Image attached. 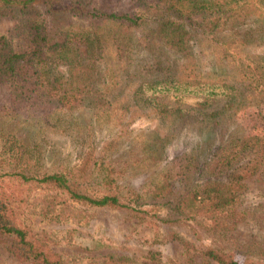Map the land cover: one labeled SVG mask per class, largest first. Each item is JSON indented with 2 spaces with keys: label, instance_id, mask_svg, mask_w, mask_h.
I'll use <instances>...</instances> for the list:
<instances>
[{
  "label": "trees",
  "instance_id": "trees-1",
  "mask_svg": "<svg viewBox=\"0 0 264 264\" xmlns=\"http://www.w3.org/2000/svg\"><path fill=\"white\" fill-rule=\"evenodd\" d=\"M123 1L107 7L99 0H0V16L15 20L0 34V90L7 107L14 112L45 108L41 112L50 126L67 132L80 130L78 116L73 117L80 108L90 109L95 121L115 125L109 100L128 91L159 121L194 123L212 134L225 132L208 147V156L179 153L149 179L157 176L147 192L166 198L159 205L168 206L175 214L172 218L160 217L155 209L148 213L141 207V194L118 181L113 155L118 137L95 147L90 136L78 131L76 161L46 169L13 138H2L0 243L18 261L64 264L45 238L23 223L24 210L59 220L75 218L79 205L109 207L140 221H188L192 232L198 226L211 240L223 238L244 218L238 208L244 181L264 172V130L232 131L238 112L264 103V51H251L264 43V0ZM197 35L220 52L207 71L199 68L193 51ZM18 36L25 44L16 49L10 39ZM106 47L122 59L124 70L117 72L103 60ZM135 53L143 55L138 58ZM61 113L70 117L60 118ZM156 158L151 154L145 161ZM174 177L186 185L173 201L169 180ZM32 190L45 194L29 202ZM173 238L187 260H192L191 252L200 257L197 264H264L260 242H255V251L243 250L238 261L222 245L199 250L184 237Z\"/></svg>",
  "mask_w": 264,
  "mask_h": 264
},
{
  "label": "rangeland",
  "instance_id": "rangeland-1",
  "mask_svg": "<svg viewBox=\"0 0 264 264\" xmlns=\"http://www.w3.org/2000/svg\"><path fill=\"white\" fill-rule=\"evenodd\" d=\"M109 7L121 5L123 0H99ZM197 20V16L192 17ZM15 24L10 16H0V34L7 33ZM248 28L249 25H242ZM239 33L243 29L237 28ZM206 39L197 35L193 51L199 60V68L207 71L209 63L219 55L207 45ZM13 48H21L25 44L22 36L10 39ZM260 47H252L251 51H264V43ZM250 48V47H249ZM82 49V48H79ZM103 60L115 65L114 69L124 70L122 59L108 47L102 52ZM136 53L134 54V56ZM139 53L136 57L141 58ZM0 90V143L2 138L11 140L32 154L38 156L40 167L46 169L56 163L72 164L76 161L79 140H75L77 132L82 137H91L95 147H100L104 141L118 137L113 152L115 168L120 171L118 181L137 190L142 199V208L160 217H174L168 206L159 203L166 198H155L147 192L157 183L148 182L154 172L173 156L182 152H194L202 157L208 156V147L216 145L224 132L207 133L200 130L194 123L169 124L159 121L148 108H142L134 102L128 91L110 98L109 107L115 125L95 121L92 111L80 108L73 117L81 124V128L63 132L54 129L41 111L28 107L14 112L8 108ZM69 118V115H59ZM236 126L232 131H243L248 134L263 133L264 103L259 107L251 106L236 114ZM196 151V152H195ZM157 156L154 161H145L148 155ZM5 167V166H4ZM174 195L184 190L186 183L178 177L169 180ZM245 188L239 198L238 208L244 212V218L229 230L223 238L213 239L196 226V232L189 228L188 221L182 223H162L155 218L145 221L136 220L124 210L109 207L80 206L75 218L46 219L29 210H24L22 221L36 235L45 238L47 246L58 254L64 264H194L200 262L197 254L192 260H187L181 244L173 238L179 235L188 239L195 248L201 250L206 245H222L233 251V257L241 260L242 251L246 248L255 251V242L264 245V172L255 173L244 181ZM45 192L32 190L29 202H37ZM174 201V200H173ZM74 212V211H73ZM72 212V213H73ZM0 264H26L18 261L0 243Z\"/></svg>",
  "mask_w": 264,
  "mask_h": 264
}]
</instances>
